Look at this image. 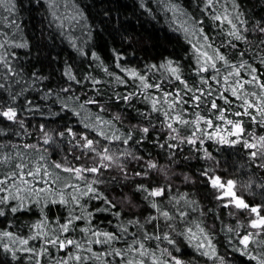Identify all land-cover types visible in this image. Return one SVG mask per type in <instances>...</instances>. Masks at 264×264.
<instances>
[{"label": "trees", "instance_id": "16d2710c", "mask_svg": "<svg viewBox=\"0 0 264 264\" xmlns=\"http://www.w3.org/2000/svg\"><path fill=\"white\" fill-rule=\"evenodd\" d=\"M206 2L207 0H12L15 5L13 11L9 12L0 7V44L4 45L0 48V55H6L11 66L20 73L19 76H15L8 73L7 69H0V84L4 85L0 88V109L15 108L17 119L23 120L24 123V128H21L18 123L0 117V129L6 133L0 135V143L7 144L4 148V152L7 153L15 151L11 148L12 144L40 142L41 147L50 149L47 155L52 160L59 161L66 153L72 160L74 156L80 155V152L72 150L70 145L59 140L58 136L56 139L59 140L63 151L61 148L52 151L50 145H42L43 133L40 128L44 126L46 131L58 133L71 126L73 131L88 133L90 138L101 140L102 144L107 143L95 132L85 129L80 122L81 117L73 114L74 111H81L79 105L82 102L95 97L100 104L86 105L87 114L93 118L98 114L104 120L111 121V124L103 125L109 136L115 133L120 135L122 140L125 135L132 134V140L127 145L114 140L110 147L128 149L134 156L142 157L140 160L127 158V178H124L119 169L113 168L106 171L105 178L111 176L114 179L97 186L104 196L116 203L117 207L113 211L120 210V219H139L143 223L150 215H158L144 200L143 194L137 191L136 185L141 182L151 187L167 185L170 188V195L167 199L160 198L162 200L160 206L170 214L175 213L176 219L165 221L160 217L158 221L145 223L144 229L150 234L153 231L156 234L163 231L174 238L180 251L173 252V255L181 257L183 264H220L215 258L201 255V252L210 251L206 246L207 241L203 240L204 234L209 236L216 249V256L220 257L224 264H257V261L250 260L237 250L242 248L239 244L240 237L246 232L255 231L247 227L254 214L231 205L225 208L223 205L230 197L218 199L225 190L213 187L209 178L216 176L221 182L235 181L237 196L251 205H264V167L259 166L261 158L253 160L249 155L252 150L247 149L243 143L235 145L217 143L216 136L212 139L203 136V144H200L199 139L196 144L170 140L168 139L170 135L191 136L192 126L173 124L178 132L172 133L167 128L169 121L163 115L168 106L158 103L157 108L161 110L152 111L153 99L162 98L165 92L175 93L184 89V85L176 81L167 70L166 65L169 61H172L173 65H179L181 78L191 87H207L200 82V77L213 74V70L209 69L208 72H200L197 75L199 64L194 45L201 37L190 35L193 28L192 20L188 19V16L203 21L198 27L203 28L204 34L210 38L209 42L214 43L220 53L227 54V59L235 58L234 62L244 59L260 71H264V65L257 62L264 56V45L252 43L250 50L241 58L237 53L245 47L244 43L227 35L230 26L226 22L221 24L211 18L217 12L221 14L227 12L243 35L250 41H258L261 34L257 32L254 35L252 29L257 24L264 26V0H235L238 5L235 11L232 0H217L215 8L207 10ZM172 3L178 4L188 16L174 14L168 10ZM239 14H242L240 18L245 23L241 24L235 19ZM184 28H188L189 34L185 33ZM245 29L247 31H244ZM229 40L237 45L236 49L228 46ZM222 41L224 46L220 47ZM17 44H26L27 47H16ZM93 53L100 57L99 61L92 58ZM117 54L120 59H117ZM117 64L125 69L135 70L147 83L159 84L160 90L145 89L139 79L130 77L126 71H121ZM69 67L76 79L82 83L77 84L68 79L66 72ZM217 67H222V62H218ZM223 71L226 72L227 69ZM244 74V70H241V75ZM116 76H119L123 83L118 82ZM89 78H95L100 83L93 85ZM209 83L214 88L222 90L215 81ZM62 88L69 90L61 91ZM96 89H99V92ZM130 94H133L130 100L118 99V95ZM225 94L230 96V93ZM181 95L188 99L191 93L184 95V92H181ZM230 98L234 102L232 110H238L236 105L240 104V101L235 97ZM168 99L172 100L173 96L169 95ZM218 103L223 104V101ZM224 107L228 108L227 105ZM179 109L178 105L177 110ZM183 109L185 110L183 118L190 121L195 119L193 114L195 111H199L201 116H208L207 111L194 109L189 105H183ZM85 114L81 111V116ZM170 114L174 115L171 112ZM225 115L229 119H241L229 112ZM242 119L245 120L246 137L249 131L256 137L264 135V127L249 122L247 117ZM214 123L224 129L220 135H227L229 126L218 120H214ZM149 124L154 127H151L145 136L141 129ZM200 127L203 129L204 125L201 123ZM207 131L211 132L212 129ZM141 137L143 139L136 143ZM169 143L178 146L170 149L167 147ZM161 144L164 147H160ZM149 161L155 162L158 169L162 168L165 171L147 169L149 173L147 178L136 176L135 172L144 171ZM73 162L80 164L83 161ZM4 171L8 169L5 168ZM205 172L207 175H204ZM8 194L0 193V196ZM18 195L27 196L29 193L20 192ZM181 196L185 199L177 204L176 198ZM37 199L35 196L31 197L32 201ZM15 203L16 201H10L8 207ZM80 203L87 207L80 209L59 203L30 202L29 210L0 217V233L7 231L12 234L10 238L0 235V264H36L37 260L39 264H55L57 259L76 250L73 247L58 250L52 245H45L46 238L60 235L61 239L73 238L85 242L91 234L81 229L98 227L108 231L116 230L117 220L110 213H96L89 223L88 213L93 212L97 206H103L102 201H89L87 197H83ZM178 210L187 214L181 217ZM70 215H83L84 219L75 221L71 226L75 231L70 228L68 233H61L60 226L66 223ZM38 223L42 224L40 229L34 227ZM154 223H158L160 227L154 230ZM197 225L204 229V234L199 232ZM173 227L176 231L172 230ZM189 228L197 237L191 241L187 238L190 235ZM38 231L41 235L37 239H31L30 237L36 235ZM129 231L135 232L136 228L129 225ZM178 232L185 235H177ZM44 233L47 237L43 235ZM21 239H28V244L22 245ZM201 242L205 247L198 250L196 245ZM146 243L150 250L157 252V255H160L162 249H172L167 241L151 240ZM5 246L13 250L15 258L13 252L6 251ZM88 246L85 243V247ZM45 247L47 254L33 255L24 251L30 248L40 252ZM91 247L93 251L101 249L100 245L93 244ZM250 247L254 249L252 255L261 251L255 245ZM79 254L89 255L82 250ZM161 259L167 257L161 256ZM69 264L76 262L69 261ZM86 264L99 262L89 260ZM146 264L151 262L146 261Z\"/></svg>", "mask_w": 264, "mask_h": 264}, {"label": "snow or ice", "instance_id": "6c2138e0", "mask_svg": "<svg viewBox=\"0 0 264 264\" xmlns=\"http://www.w3.org/2000/svg\"><path fill=\"white\" fill-rule=\"evenodd\" d=\"M217 0H207L205 3V9H214ZM0 7H4L7 11L11 12L14 10L15 5L12 0H0ZM232 7L235 11L238 8L235 0H232ZM170 11L175 13H180L184 16H188L184 10L175 3H172L169 7ZM227 12L224 14L216 13L212 15L214 21H219L221 24L227 23L230 27L227 35L232 37L236 41L244 43L245 47L237 53L241 58L244 57L245 53L250 50L252 43H257L259 45H264V26L257 24L252 29L253 34L260 33L261 38L258 41H250L247 36L243 35L241 30L237 27V24L229 18ZM241 15L239 14L235 17L239 20L241 24L245 23L241 20ZM188 19L192 20L193 31L190 35H196L201 37V40L197 42L194 47L197 51V63L199 68L197 75L200 72H208L209 69L213 70V74L207 77L201 76L200 82L207 87H191L189 84L181 78L179 65H173L172 61H169L166 65L167 70L175 78L184 85V89H180L175 93L165 92L164 96L160 99L152 100V111H160L157 108L158 103L166 104L167 110L163 111V115L167 123V128L171 130L172 133H177L178 129L173 127V124L180 125H190L193 128L191 136L180 137L179 135H170L168 139L178 140L180 143L187 142L189 144H196L199 139L200 144L204 143L203 136H207L208 139H212L213 136L217 137V143L235 145L237 143H243V145L252 151H250V157L255 160L256 158H261L260 167H264V135L256 137L252 132L247 133L245 136L246 129L244 127L245 120L243 117H247L249 122H254L264 127V71H260L253 64H249L247 60L241 59L239 62H234L233 60L227 59V54L220 53L218 48L214 43L209 42L210 38L204 34L202 27H198L203 21H197L192 17L188 16ZM187 23V21H185ZM186 34H189L188 28H184ZM244 31H247L245 29ZM16 47H27L26 44H17ZM224 43L221 42L220 47H223ZM228 46L231 49H236L237 45L232 43V40L228 41ZM4 45L0 44V48ZM209 50H211L209 52ZM79 51V49H78ZM92 58L99 61L100 57L95 53L92 54ZM121 57L117 54V59ZM218 62H222V67H217ZM260 65H264V56H261L257 61ZM117 67L121 71H126L130 77L139 79L143 84L145 89L156 88L160 90L159 84H150L145 81L143 76H140L135 70L125 69L123 66L117 64ZM155 67V66H154ZM227 69L226 72L223 69ZM0 69H7L8 73L19 76L20 73L17 72L12 66L11 62L7 59L6 55H0ZM241 70H244V76L241 75ZM107 72V69H105ZM109 75H115L114 73H108ZM66 75L69 80L75 81L77 84L82 83L76 79L72 74L71 68L67 69ZM118 82L123 83L119 76L115 77ZM93 85L99 84L100 81L95 78H89ZM209 81H215L217 85H220L222 90L214 88ZM18 82V81H15ZM247 86V87H246ZM4 85L0 84V88ZM257 89L259 91H257ZM68 88H62L61 91L67 92ZM99 92V89H96ZM188 95V99H184V96ZM215 93V95H214ZM225 93H230L226 95ZM133 94L128 96H119L120 100H130ZM172 95L173 99L169 100L168 96ZM209 97H212L209 99ZM230 97H235L236 100L240 101V104L236 105L238 110L233 111V100ZM78 100L79 97H76ZM111 99V98H109ZM218 101H223V104L218 103ZM88 104H100V101L96 100L95 97H91L79 105L82 112L86 113L81 116V111H74L73 114L80 116V122L85 129L89 132H95L97 136L102 137L107 143H101V140L90 138L88 133L73 131L71 126L65 128V130L58 133L46 131L44 126H41L40 131L43 133L42 145L51 146V150L55 151L56 148L61 147L59 140L64 141L66 144L70 145L72 150H78L80 155H76L72 160L68 158V153H66L61 160L54 161L50 158L47 153L50 151L47 147H41L40 142L36 144H23L16 145L12 144L11 148L14 152H4V148L7 146L6 143H0V193H9L7 196H0V217H4L7 214H16L21 211H27L28 203L35 202L40 203L44 201L45 204H62V205H72L80 209H84L87 205H82L80 203L81 198L87 197L89 201L98 200L103 202V206H97L93 212L88 213V220L91 223V218L96 213H110L116 218L117 223L115 224V231H108L101 228H85L81 231L85 233H90V237L85 241H77L73 238L61 239L60 235H55L51 238H46L44 240L45 245H52L58 250H64L69 247H73L76 251L69 252L66 256L60 257L55 261V264H69V261H75L76 264H86L89 260L98 261L99 264H146V261H150L151 264H183L182 258L173 255V252H179L180 248L177 245V241L172 238L167 233L161 231L160 234H156L153 231L150 234L144 229L145 223H152L153 221H158L162 217L165 221H172L176 219V214H170L169 211L164 210L160 204L162 200L160 198L167 199L170 195L169 186H146L144 183H139L136 185L137 191L143 194V198L147 201L148 205L155 209L158 215H150L142 223L139 219L121 220L120 210L113 211L116 209L117 205L112 200L104 196L98 189V185L111 182L114 177L109 176L105 178V173L107 170L117 168L120 170L124 178H127L128 170L126 167L127 158L131 157L134 160H140L142 157L134 156L128 149H113L110 144L115 141H121L122 144L127 145L130 140H132V134L129 133L123 137L113 133L111 136L104 130L103 125L111 124V121L104 120L98 114L93 118L88 115L87 108ZM180 109L177 110V106ZM183 105H189L194 109H201L202 111H207L208 116H201L199 111H195L193 114L195 116L194 120H187L183 118ZM227 105L228 108H225ZM32 109L30 108L29 111ZM72 111L71 109H69ZM101 110H103V105H101ZM174 113V115H171ZM229 112L232 116L241 117V119H229L225 113ZM0 117H3L7 121L13 123H18L21 128H24L23 120L17 119V110L12 107H7L6 109H0ZM214 117V119H213ZM214 120L222 121L224 125L229 126L227 128V135H220L224 129L214 123ZM201 123L204 125L202 129L200 127ZM154 127V125L149 124L147 127H143L141 131L147 136L149 129ZM207 129H212L208 132ZM3 129H0V135H5ZM19 133H17L18 135ZM59 137V140L56 137ZM229 137H235V139H229ZM250 137V138H249ZM143 137L138 138L136 143H139ZM177 144L169 143L168 148H176ZM160 147H164L163 144ZM31 150V151H29ZM206 151V150H205ZM123 158V159H122ZM73 161H83L80 164H76ZM7 168L8 171H4ZM147 169H157L158 171L164 172L165 170L160 168L155 162L149 161L144 171H136L135 175L142 178H147L149 175ZM66 173L67 175H62ZM166 174V172H165ZM204 175H207L205 172ZM210 183L213 187L218 190H224L218 199H223L224 197H230V199L223 205L225 208L234 206L236 209L246 210L249 214H254V218L250 219L247 227L255 230L246 232L239 239V244L242 248H238L241 255L247 256L250 260L257 261V264H264V205H251L242 197L236 195L234 189L236 187V182L228 180L226 182H221L219 177L212 176L209 178ZM77 181L81 183H76ZM15 189V191H12ZM67 189H71V192H67ZM20 192H27L29 195L22 196L18 195ZM43 194V195H42ZM35 196L38 199L32 201L31 197ZM70 197L66 199L65 197ZM185 199L181 196L176 198V203L178 204L180 200ZM10 201H16L14 205L8 207ZM159 201V202H158ZM186 203H191L186 201ZM43 210V209H41ZM179 211V210H178ZM187 213L184 211H179L181 217L185 216ZM84 219L83 215H70L66 223L60 226L61 233H68L70 228L75 231V228L71 226L75 221ZM112 223V221H109ZM129 225L136 228L135 232L129 231ZM36 229L42 227L41 223L34 225ZM158 223L153 224V229L159 228ZM167 227H172L167 225ZM197 228L201 234H204V229L197 225ZM173 231L176 229L173 227ZM229 231H232L229 229ZM190 235L187 238L191 241L196 239V234L192 233V229H188ZM4 237H11L12 234L5 231L0 233ZM41 233L38 231L36 235L31 236V239H37ZM47 237V234H43ZM177 235H185L183 232H178ZM259 237V239H257ZM94 238V239H93ZM167 241L168 245L172 246V249L167 248L160 250V255H157L156 251L150 250V246L146 243L147 241ZM203 240L207 241V248L210 251L201 252V255L209 256V258H215L220 261V264H224V261L216 256V249L212 245L211 239L207 234L203 235ZM20 243L22 245L28 244V239H21ZM85 243L89 245L85 247ZM100 245L101 249L99 251H93L91 245ZM117 244H122V247H117ZM250 245H255L261 251L256 252L255 255L251 253L254 251ZM159 249V245L156 246ZM197 249L205 247L203 242L196 245ZM6 251L13 252L11 248L5 246ZM84 251L89 255L81 256L80 251ZM24 251L30 252L33 255H40L41 253L47 254V248L41 249L40 252H36L34 249L26 248ZM14 256V252H13ZM161 256H166L167 259L162 260ZM15 258V256H14ZM36 264H39L37 260Z\"/></svg>", "mask_w": 264, "mask_h": 264}, {"label": "rangeland", "instance_id": "374dc122", "mask_svg": "<svg viewBox=\"0 0 264 264\" xmlns=\"http://www.w3.org/2000/svg\"><path fill=\"white\" fill-rule=\"evenodd\" d=\"M226 191V189H224ZM235 193H236V190L234 189ZM237 195V194H236Z\"/></svg>", "mask_w": 264, "mask_h": 264}]
</instances>
